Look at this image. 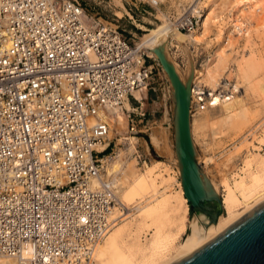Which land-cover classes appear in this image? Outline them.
I'll return each mask as SVG.
<instances>
[{
    "label": "built area",
    "instance_id": "built-area-1",
    "mask_svg": "<svg viewBox=\"0 0 264 264\" xmlns=\"http://www.w3.org/2000/svg\"><path fill=\"white\" fill-rule=\"evenodd\" d=\"M133 1L135 10L145 4L159 13L158 0ZM204 1L166 16L169 30L192 33ZM153 62L140 37L77 0H0V259L91 264L122 216H113L116 198L103 170L110 117L122 110L135 134L134 109L123 103L145 88ZM176 64L183 71L184 62ZM229 83L194 96L190 84L193 111L228 101Z\"/></svg>",
    "mask_w": 264,
    "mask_h": 264
},
{
    "label": "rangeland",
    "instance_id": "rangeland-1",
    "mask_svg": "<svg viewBox=\"0 0 264 264\" xmlns=\"http://www.w3.org/2000/svg\"><path fill=\"white\" fill-rule=\"evenodd\" d=\"M77 1L95 18L118 25L125 32L135 34L140 37V40H145L151 36L153 31L161 30L165 27L164 20L167 19L166 16L175 15L190 0H158L160 6L157 14L145 4H138L137 10H135L132 4L136 3L133 0ZM206 3L207 0L204 1L203 14L205 13ZM129 7L131 11L128 10ZM232 12L224 11L222 19L217 24L210 25L203 40L194 44L193 47L190 37H188L189 34H171L170 38H172L173 47L169 49L168 53L175 64L177 59L184 62L183 71H180L176 64V68L181 74H185L191 62H193L197 70H202L208 61L214 59L216 52L223 50L227 68L230 69L231 73L229 75L223 74L222 79L233 84L239 80L238 72L233 70L235 63L248 53L255 52L259 58L258 64H260L261 68L252 77V81L254 83L257 80L264 82V11L247 22L245 35L237 38L233 46L230 47L225 37L227 33L229 34L228 29L233 25L235 18L234 12ZM125 13H128L131 18ZM169 34L170 32L164 36H169ZM125 35L129 37V34L125 33ZM153 63L154 69L151 78L148 80L145 90L140 91V98L134 97L129 100L131 101L129 102L130 110L134 109L130 114V118L133 121L135 134L130 133V124L124 117V123L116 126V131L119 132L114 131V137L110 141V145L105 148V152L110 155L106 159L109 157L111 160L118 155L124 168H127L130 163L136 167L133 174L129 171L128 183L124 185L127 189L120 193L115 188V193L118 192L116 198L119 203L117 204L116 202V210H121L122 216L115 226L109 230L111 232L123 224H127V227L131 225V228L129 227L128 229L133 232L140 227V242L142 244H145L151 238L153 227L149 226L150 228L147 229V224L144 226L143 223H140L142 219L139 218L142 217H140V212L137 209L138 204L149 197L153 186L160 193L164 191L167 185L172 186L168 192L175 193L174 195L180 191L172 144L171 87L158 62ZM242 84L245 86L244 83ZM256 87L255 85L253 88L255 91H252L253 89L246 91L245 103L246 110H248L246 111V116L249 121L246 122L248 123L234 120L231 124L222 125L218 123L220 121V112L218 110L207 109V112H196L192 109L193 104L190 106L189 119L191 122L194 121L195 126L192 129V142L196 151V158L198 157L197 161L201 169L203 170L204 168L207 172L208 175L206 174V177L208 179L210 177L216 183L218 182L220 196L224 194L223 190L226 184L233 186L234 179L239 180L240 177L246 175L247 160L250 159L254 162L255 168L257 158L260 160L264 159V101ZM206 114H209V118L205 117ZM258 125H261L260 132L256 133L255 136L248 137L250 131L255 130ZM130 137L135 139L131 141ZM107 163L105 161V167ZM143 163L152 167L155 166L154 180L152 182L146 179L143 181L136 179L137 176L144 174ZM105 167H103V170ZM104 174L106 175L105 171ZM146 177L147 179L149 178L148 176ZM106 179L109 180V176ZM151 183H154V185L152 186ZM129 185L131 187H127ZM180 206V210H182L179 212V219L181 218L179 221L190 220L187 218L188 214L185 211V204H180ZM117 214L119 213L116 212ZM188 224L187 222L186 225ZM172 225L173 223L170 228L175 226V224ZM186 235L182 237L181 243L186 238ZM96 261L94 260V262Z\"/></svg>",
    "mask_w": 264,
    "mask_h": 264
},
{
    "label": "bare ground",
    "instance_id": "bare-ground-1",
    "mask_svg": "<svg viewBox=\"0 0 264 264\" xmlns=\"http://www.w3.org/2000/svg\"><path fill=\"white\" fill-rule=\"evenodd\" d=\"M224 11L232 12L235 17L233 25L230 29H228L229 34L227 33V36L225 37L230 47H232L237 38H240L247 32V22L255 15L264 11V0H207L205 13L201 16L196 29L188 36L190 37L192 47L194 44L200 43L203 40L210 25L217 24L220 19H222ZM164 23L166 25L161 30L153 31L150 37L145 40H140L141 45L146 49L148 57L156 60V56L152 50L156 47H162L166 59L172 64L176 74L182 82L185 81L188 75H191L190 84H193V92L191 93L192 96H194V91H200L204 88L212 91L216 90L220 86L225 88V81L227 80H223L222 75H229L231 73L230 69L227 68V62L224 58L225 52L223 50L216 52L214 59L212 61H208L202 70H197L194 67L193 62H191L185 74H181L176 68V64L172 62L168 53L169 49L173 47V41L172 38H170L171 34H180L181 32L169 30L170 28L167 19L164 20ZM169 32V36H164ZM258 59L259 58L255 52H250L244 57H241L235 63L233 70H236L239 75V80L231 84L235 89V93L228 101H218L215 106L209 108V110L215 109L220 112V121H218V123L227 125L231 124L234 120H240L243 123L248 121L246 116V111L248 110H246L247 108L245 103L246 91L248 89H253L255 85L257 86L256 88L263 97L264 101V82L257 80V82L254 83L252 81V77L255 76L257 71L261 68L260 64H258ZM161 70L163 71L162 67ZM242 83H244L245 86ZM142 90H145V88L142 87L133 92L132 97L134 98L133 95H135L136 98L139 99L140 91ZM252 91L255 90L253 89ZM191 104L192 101L190 99L188 117H190ZM123 107L126 110H130L128 102H124ZM208 115L209 114H206L205 117L207 116V118H209ZM110 120L111 124L107 133L106 143L102 147L104 149L106 146L110 145V141L114 137V131L117 130L116 126L124 123V113L122 110L118 109L111 115ZM193 126L194 121L191 122L189 119L191 138L192 129L195 128V126ZM260 129L261 125H258L255 130L250 131L248 137L255 136L256 133L260 132ZM130 138L132 139H130L131 141L135 139L134 137ZM259 158L261 157L259 156ZM104 161L108 162L106 167L103 166L105 167V177L108 178L109 176V180L107 181L112 188L114 187L113 190L116 198V194L118 192L121 193L127 189L124 185L128 183L127 181L130 177L129 171L133 174L136 167L134 164L130 163L127 165V168L125 167V169L118 155L111 160L109 157L107 159L105 158ZM143 164L145 169L144 174L137 176L136 179L138 181L146 179L147 181L152 182L154 180L153 174L155 166L152 167L146 163ZM253 164L254 162L250 159L247 160V170H245L247 172L246 175L244 177H240L239 180L234 179L233 186L226 184L223 190L224 194L222 196H220V189L217 184L218 182H214L210 177L208 179L206 177L208 174L202 166L203 170L201 169V173L204 177H206L215 193L220 197L222 208V212L216 218L215 223L210 224L207 227H202L200 222L195 218L186 221L182 220V222L179 221L181 219H179V212L182 210H180V204H185L184 207L186 210H184L187 211V214L189 212L187 201L183 196L180 181H178L180 191L176 194L178 197L174 195L175 193L173 194L168 192L169 188L172 186L167 185L164 191L160 193L156 191L155 186H153L154 183H151L153 186L151 187V194L146 200L140 202L137 207L140 212L139 214L141 215L140 217H142L139 218L142 219V222L140 221V223H143L144 226L147 224V229L151 226L153 227L151 238L146 243L144 242L145 244H142L140 242V227V229H135L136 231L133 232L128 229L129 227L131 228V225L127 227V224H123L110 232V230L115 226L113 225L112 228L107 231L102 240L95 246L91 258V264H171L174 261L181 259L196 249L204 241L210 239L212 236L229 226L248 210L264 200V159L260 160L257 158L255 168ZM146 176L149 178L147 179ZM127 187L131 186L129 185ZM115 188L118 189V192L116 191L117 193H115ZM135 190L137 189L135 188ZM116 202L119 204L117 198ZM116 209L117 208L113 209V216L119 217V210ZM116 212L119 214L116 215ZM187 222L189 223L188 225H186ZM172 223L173 225L175 224V226L170 228ZM184 235H186V238L181 243ZM94 260L96 262H94ZM0 264L15 263L10 259H0Z\"/></svg>",
    "mask_w": 264,
    "mask_h": 264
},
{
    "label": "water",
    "instance_id": "water-1",
    "mask_svg": "<svg viewBox=\"0 0 264 264\" xmlns=\"http://www.w3.org/2000/svg\"><path fill=\"white\" fill-rule=\"evenodd\" d=\"M171 87L172 144L188 218L202 227L222 212L220 197L201 173L189 128L190 78L182 82L162 47L152 50ZM171 264H264V200L196 249Z\"/></svg>",
    "mask_w": 264,
    "mask_h": 264
},
{
    "label": "crops",
    "instance_id": "crops-1",
    "mask_svg": "<svg viewBox=\"0 0 264 264\" xmlns=\"http://www.w3.org/2000/svg\"><path fill=\"white\" fill-rule=\"evenodd\" d=\"M134 97H136L135 95H133Z\"/></svg>",
    "mask_w": 264,
    "mask_h": 264
},
{
    "label": "trees",
    "instance_id": "trees-1",
    "mask_svg": "<svg viewBox=\"0 0 264 264\" xmlns=\"http://www.w3.org/2000/svg\"><path fill=\"white\" fill-rule=\"evenodd\" d=\"M131 100V99H130ZM129 102H131V101H129Z\"/></svg>",
    "mask_w": 264,
    "mask_h": 264
}]
</instances>
